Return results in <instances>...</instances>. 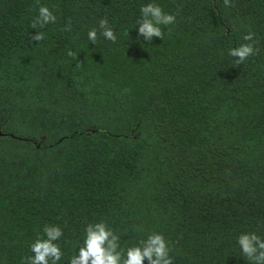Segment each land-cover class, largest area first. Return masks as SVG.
Segmentation results:
<instances>
[{
	"label": "trees",
	"instance_id": "trees-1",
	"mask_svg": "<svg viewBox=\"0 0 264 264\" xmlns=\"http://www.w3.org/2000/svg\"><path fill=\"white\" fill-rule=\"evenodd\" d=\"M147 3L176 16L163 40L138 36ZM231 4L0 0V264H23L46 224L69 264L100 221L125 249L163 234L174 264H248L237 237H264V0ZM41 5L57 20L32 29ZM105 18L117 40L93 45Z\"/></svg>",
	"mask_w": 264,
	"mask_h": 264
},
{
	"label": "clouds",
	"instance_id": "clouds-1",
	"mask_svg": "<svg viewBox=\"0 0 264 264\" xmlns=\"http://www.w3.org/2000/svg\"><path fill=\"white\" fill-rule=\"evenodd\" d=\"M223 3L226 7L232 6L231 0H223ZM56 20V15L47 6L41 5L30 27L44 28ZM175 22L174 14L165 13L156 3H147L141 6L140 19L136 22L138 36H142L149 43L154 37L163 40L164 32L161 26H169ZM98 29L92 28L87 33V38L93 45L101 36L112 43L116 42L117 36L106 18L98 22ZM63 30L71 31L70 23ZM254 36V33L248 32L243 36V40L252 43H244L229 50L228 54L236 58V65L242 64L255 54ZM44 38L43 32H36L30 37L31 41L36 42L43 41ZM67 55L77 57L73 51H68ZM133 231L139 233L141 229L137 227ZM42 232L43 236L38 235L30 246L33 255L25 257L23 264H59L64 256L57 243L63 237V229L58 225L46 224ZM84 233L78 254L71 257L69 264H144L145 261L147 264H174V258L170 255L172 247L161 233H150L126 249L120 245V236L104 221L88 223ZM236 243L248 264H264V237L257 232L242 233L237 237Z\"/></svg>",
	"mask_w": 264,
	"mask_h": 264
}]
</instances>
